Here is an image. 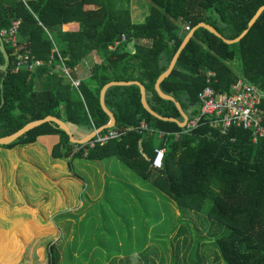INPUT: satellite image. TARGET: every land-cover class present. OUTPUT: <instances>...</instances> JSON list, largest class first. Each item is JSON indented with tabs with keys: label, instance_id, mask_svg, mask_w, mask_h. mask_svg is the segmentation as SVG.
Instances as JSON below:
<instances>
[{
	"label": "trees",
	"instance_id": "obj_1",
	"mask_svg": "<svg viewBox=\"0 0 264 264\" xmlns=\"http://www.w3.org/2000/svg\"><path fill=\"white\" fill-rule=\"evenodd\" d=\"M144 1L149 4L148 12L134 22L130 0H1L0 30L20 20L21 45L37 59L48 62L53 55L58 63V55L52 53L55 46L71 70L83 66L92 53L101 62L91 63L90 74L82 78L77 91L47 63L32 73L15 72L9 45L4 42L10 66L6 74L0 72V138L30 122L54 116L67 122L73 136L80 139L108 124L99 97L101 89L114 81L140 82L154 112L181 122L175 104L159 97L155 83L186 35L205 23L225 39H235L264 5V0ZM187 25L190 31L185 30ZM122 36L125 40L110 50ZM208 71L215 72L210 84L215 91L228 92L240 78L264 90V11L235 44H225L203 28L194 31L160 89L192 118L199 112L197 95L207 85ZM105 104L116 120L111 130L120 134L105 144L93 148L73 144L58 126L44 123L0 147H24L33 145L38 137L56 135L59 140L51 149L53 158L94 162L114 157L142 179H151L183 213H206L229 228L213 238L217 264H264V137L254 143L249 131L232 128L221 134L208 123L183 133L178 124L159 120L143 108L137 85L109 88ZM141 122L169 135L158 139L140 131ZM156 147L166 149L159 170L151 166ZM64 168L55 163L50 170L63 176ZM65 190L67 202L74 204L75 191L68 186ZM61 205L55 198L45 211L48 214V209ZM47 249L48 264H58L55 244L49 243Z\"/></svg>",
	"mask_w": 264,
	"mask_h": 264
},
{
	"label": "rangeland",
	"instance_id": "obj_2",
	"mask_svg": "<svg viewBox=\"0 0 264 264\" xmlns=\"http://www.w3.org/2000/svg\"><path fill=\"white\" fill-rule=\"evenodd\" d=\"M130 6L134 22L141 21L149 9L144 0H130ZM89 56L91 63L101 62L95 53ZM90 65L86 59L81 78L90 74ZM39 88L37 82L35 89ZM51 138L13 149L0 147L1 227L44 228L41 243L52 242L65 254L58 264H85L94 259L90 249L119 246L149 249L148 264H217L213 238L226 233L227 226L206 213H183L151 179H142L114 157L94 162L53 158ZM24 152L30 155H19ZM53 163L64 165L63 176L53 174ZM67 186L76 193L74 204L67 202ZM55 198L62 205L48 209V215L47 205ZM125 234L132 237L119 240ZM73 249L87 253L74 258L71 251L65 252Z\"/></svg>",
	"mask_w": 264,
	"mask_h": 264
},
{
	"label": "built area",
	"instance_id": "obj_3",
	"mask_svg": "<svg viewBox=\"0 0 264 264\" xmlns=\"http://www.w3.org/2000/svg\"><path fill=\"white\" fill-rule=\"evenodd\" d=\"M20 25V20H14L8 28L0 30V38L3 43L5 42L9 45L12 58L11 64L14 71L32 73L47 63V66L53 72H57L65 82L79 91L82 81L81 72L86 67L76 66L74 70L68 68L55 46L52 53L58 55V63H55L53 55L48 62L37 59L29 50L23 49L20 41ZM185 30L190 31L189 25L185 27ZM124 40L125 36H122L121 41H116L113 45L109 46V49L113 50ZM86 75L88 76V74ZM205 77L207 85L197 95L199 112L196 116L188 118L183 128V133L190 132L200 124L208 123L221 134H226L232 128L249 131L254 143L259 138L264 137V108L262 107L264 90L240 78L230 86L228 92H218L210 85L215 79V72L208 71ZM129 130L131 128L127 129V131ZM138 130L146 131L149 135L155 136L158 139H163L169 135L164 132L155 131L145 122H141ZM174 135L178 137L180 134L175 133ZM119 136L120 134L117 131L109 129L104 134H97L87 144L90 148H93L96 144H105L110 140L117 139ZM165 154V147H156L154 149L151 163L153 169L159 170L163 167Z\"/></svg>",
	"mask_w": 264,
	"mask_h": 264
},
{
	"label": "crops",
	"instance_id": "obj_4",
	"mask_svg": "<svg viewBox=\"0 0 264 264\" xmlns=\"http://www.w3.org/2000/svg\"><path fill=\"white\" fill-rule=\"evenodd\" d=\"M141 43L149 44V41L142 40ZM91 59L90 56L87 59L89 64H91ZM51 136L53 139L51 138L49 141L53 142L51 145L53 146L58 142L59 137L56 135ZM84 136H86V134H84ZM47 137L49 136L38 137L36 142L41 138L46 139ZM35 230L38 232H35ZM44 231H46L44 228L36 229V227L31 228L30 226H24L23 228H12L9 225H5L4 227L0 226V264H48L49 258L46 253V246L48 243L45 244V246L41 243V232ZM121 236L124 237L121 238ZM119 237V240L128 241L126 240L127 237L131 238L132 235L125 234ZM148 250L149 249L143 248L129 249L123 248L122 246H119V248L116 247L115 249L92 248L88 251V254H92L94 259H88L85 264H148L146 260V253ZM65 252H70L72 254L71 256L76 258L83 256L87 253V250L73 249ZM156 252L157 251L154 250L152 256H154ZM58 253L60 263L65 254L59 252V250Z\"/></svg>",
	"mask_w": 264,
	"mask_h": 264
},
{
	"label": "water",
	"instance_id": "obj_5",
	"mask_svg": "<svg viewBox=\"0 0 264 264\" xmlns=\"http://www.w3.org/2000/svg\"><path fill=\"white\" fill-rule=\"evenodd\" d=\"M0 4H1V0H0ZM264 11V5L261 6L255 13V15L252 17V19L250 20V22L248 23V28L243 31V33L238 36L235 39L232 40H228L225 39L222 35H220L212 26L205 24V23H199L197 26L194 27V29L192 31H190L186 37L184 38L183 42L181 43L180 47L178 48L177 52L175 53V55L173 56L168 69L157 79L156 83H155V91L157 92V94L159 95L160 98L164 99V100H168L171 101L175 104L177 110L179 111L182 121H178L177 119L174 118H166V117H162L160 115H158L156 112H154L150 106L147 103L146 100V91H145V87L137 81H130V82H110L107 83L100 91V97H99V102H100V106L102 108V110L104 111L105 114H107V116L109 117V122L108 124L93 130L91 133H89L88 135L84 136L83 138L77 139L73 136L68 123L64 122L54 116H47L41 120H37V121H33L30 122L28 124H26L24 127H22L21 129H19L18 131H16L15 133L2 137L0 138V146H5V145H9L11 143H13L14 141H16L18 138H20L21 136H23L24 134H26L28 131L44 124V123H53L56 126H58V128L60 130H62L63 132H65L68 136H69V140L71 143L76 144V145H86L88 142H90L97 134L101 133L103 130H108L111 129L115 126L116 120H115V116L114 114L106 107L105 104V94L107 92V90L111 87L114 86H130V85H137L140 88V95H141V104L143 106V108L153 117L162 120V121H168V122H174L176 124H178V126L180 128H184L187 120H188V116L187 114L182 110L181 105L179 102H177L174 97L166 95L165 93H163L160 89V84L161 82L167 78L170 73L172 72L177 59L180 55V53L182 52V50L185 48V46L188 44L190 38L192 37L194 31H196L199 28H203L206 29L207 31H209L211 34H213L214 36L220 38L225 44L231 45V44H235L237 42H239L244 35L248 32V29L250 27H252V25L255 23V21L258 19V17L261 15V13ZM0 52L2 54L3 57V64L0 65V72L6 74L7 70L10 66V58L8 56V53L5 50V46L4 43L2 41V39L0 38ZM3 103V101H2Z\"/></svg>",
	"mask_w": 264,
	"mask_h": 264
}]
</instances>
